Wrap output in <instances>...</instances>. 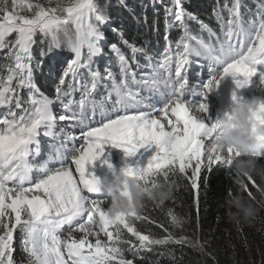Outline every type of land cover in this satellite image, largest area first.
<instances>
[{"label": "snow or ice", "instance_id": "6c2138e0", "mask_svg": "<svg viewBox=\"0 0 264 264\" xmlns=\"http://www.w3.org/2000/svg\"><path fill=\"white\" fill-rule=\"evenodd\" d=\"M172 5L165 9V31L175 25L184 30L175 44V58L170 42L160 61L152 63V57L145 55L151 72L138 80L136 73L131 71L129 60L113 44L111 48L118 57L122 80L118 83L109 71V96L104 102L96 103L89 97L97 88L100 73L89 69L90 80L83 85L78 81L80 69L88 67L82 63L84 49L87 48L89 62L103 52L100 41L104 36L98 25L108 23V17L99 10L97 0H55L54 6L52 0H48V6L39 0H0V50L11 46L9 56L13 59L7 76L0 77V107L7 108L0 118V264H16L13 239L17 230L21 233V248L27 255L28 264H134L141 249L151 251L156 245L188 242L183 236L175 238L172 233L164 238L142 233L136 221L155 223L143 214L121 215L113 219L107 213L104 201L98 198L99 193L93 188L95 175L90 178L88 175V166L101 160L107 145L122 149L129 158L137 157L142 149L147 151L156 146L157 151L146 166L141 167L138 162L135 167L128 165L126 169L149 187L160 179L183 176L196 190L197 209L202 170L210 174L214 168L220 167L229 175L234 174L232 167L234 161L241 158L239 152L228 149L223 153L214 146V133L223 121L231 118V113L225 114L222 120L208 123L210 118L206 113L209 106L203 102L197 105V110L204 115H194L189 106L191 102L185 99L195 92L194 86L189 84L186 68L193 56H204L210 61L208 71L211 76L205 85L207 92L217 88L229 75L243 77L236 81L239 89L251 85L257 76L255 66L264 64V4L259 6L258 19L245 28L241 0H233L225 38L216 46L202 39L191 44L189 41L194 38L189 35L186 19L195 17L185 12L181 0H172ZM25 12L31 15L23 14ZM217 18L220 19L219 13ZM144 20L146 22L147 17ZM69 25L76 34L75 40L68 44L74 58L63 69L55 86V99H52L34 83L30 63L32 48L39 35L41 42L46 43L41 55L55 54L62 47L61 33L68 36ZM201 27L213 35L207 25L201 24ZM13 33L16 34L15 40L9 41ZM123 43L130 47L133 60L143 52L128 45L127 40ZM137 67L141 65L137 63ZM69 77L72 82L65 89ZM129 77L131 85L155 93L158 96L156 102H146L138 91H133ZM260 79L264 83V74ZM79 87L84 89L80 100L70 98L65 103L64 97H70ZM22 88L29 90L27 101H22L18 95ZM113 95L115 98L109 107L107 101ZM232 99L237 105L246 103L235 92ZM57 102L68 115L57 118L53 112V105ZM253 114V131L264 129V101L253 103ZM97 115L101 118L100 124L94 126L90 120ZM58 119L82 127L81 143L57 149L56 159L60 167L49 168L45 162L38 169L40 175L34 179V165L29 162V157L39 155V137L53 135ZM68 139L75 138L69 136ZM258 139L264 141V135ZM52 159L50 156L49 161ZM103 163L112 167L108 160ZM245 179L264 194V188L257 185L253 177ZM244 190L250 199L256 200L247 183ZM85 193L94 194L96 198ZM167 215L173 226H181L182 220L172 210ZM66 225L70 232L67 237H62L61 231ZM125 230L138 244L125 238ZM72 231L83 235L75 238ZM101 234L106 240L100 238ZM89 237H95L94 241ZM126 252H130L133 258H127Z\"/></svg>", "mask_w": 264, "mask_h": 264}, {"label": "trees", "instance_id": "16d2710c", "mask_svg": "<svg viewBox=\"0 0 264 264\" xmlns=\"http://www.w3.org/2000/svg\"><path fill=\"white\" fill-rule=\"evenodd\" d=\"M39 2L48 6V0ZM232 2L233 0H181L185 12L195 17L186 19L189 35L194 38L192 40L202 39L213 46L223 41ZM97 3L99 10L108 17V23L98 25L99 31L126 56L130 66L133 64L132 52L123 40H127L128 45L154 54L166 42L165 37L175 41L184 34V30L178 25L165 31V9L173 7L172 0H97ZM261 4H264V0H241L242 23L245 28L249 27L251 21L258 19ZM52 5H55V0H52ZM217 13L220 19L217 18ZM23 14L31 15L27 12ZM93 23H96L95 20ZM201 24L207 25L213 35L202 29ZM114 28L117 31L114 32ZM15 35L13 33L8 38L9 41H14ZM75 38V30L69 27L67 37L61 33L62 47L55 54L42 56L41 50L46 49V43L41 42L39 35L36 37L37 43L33 45V58L30 61L34 83L49 98L55 99V86L58 82L55 77L47 75L46 66L54 62L56 56L65 53L69 48V41ZM10 50L11 46L0 50V77H6L9 67L13 66ZM70 56L74 58L73 53ZM257 94L264 101V91H257ZM18 95L22 101H27L29 90L19 89ZM22 107H27V104H22ZM258 159L264 164V155ZM174 178L177 180V187L173 197L161 206L148 202L142 213L155 223L136 221L135 224L142 233H151L155 238H164L172 233L175 238L183 236L188 242L156 245L152 246L151 251L141 249L134 264H264V204L257 203L264 198L256 187L245 179L248 190L256 197V200H252L245 190L241 191L235 182V175H229L226 169L217 167L210 174L202 170L197 209L196 190L190 186V181L183 176ZM253 179L264 188V182L258 176ZM236 197L257 207L258 214L254 219L246 220L243 211L231 203ZM169 210L182 220L180 227L171 224V218L167 215ZM125 238L138 244L126 230ZM20 240L21 233L17 230L13 239L14 259L16 264H28ZM125 255L129 259L133 258L130 252Z\"/></svg>", "mask_w": 264, "mask_h": 264}, {"label": "clouds", "instance_id": "9594fccd", "mask_svg": "<svg viewBox=\"0 0 264 264\" xmlns=\"http://www.w3.org/2000/svg\"><path fill=\"white\" fill-rule=\"evenodd\" d=\"M258 101L261 100L237 105L231 118L223 121L218 126L217 133H214V146L219 152L226 153L228 149H232L240 154L241 158L234 161L232 172L241 191L244 190L247 177L258 176L264 182V164L258 159L264 154V141L258 139L264 135V129L253 131V103ZM176 187L177 180L174 176L160 179L149 187L138 176L129 173L126 167L113 178L95 176L93 179L94 191L99 194L106 192L110 198L111 203L106 211L113 219L121 215L142 214L148 202L155 206L163 205L173 197ZM261 197L264 198V194ZM231 203L243 211L246 220L254 219L258 214L257 207L251 202L245 203L241 197L234 198ZM257 203L264 204V199Z\"/></svg>", "mask_w": 264, "mask_h": 264}, {"label": "rangeland", "instance_id": "374dc122", "mask_svg": "<svg viewBox=\"0 0 264 264\" xmlns=\"http://www.w3.org/2000/svg\"><path fill=\"white\" fill-rule=\"evenodd\" d=\"M27 13L30 14V12H27ZM69 27L72 28L73 26L69 25ZM75 37H76V34H75ZM111 44L112 43L110 42H106L103 44V46L109 47V45ZM69 52L71 51L69 50V48H67V51L65 53H62L61 55L56 56V58L54 59V62L46 66L47 75L55 77L57 82H59V78L63 73V69L67 67L69 60L66 59V56L68 55ZM107 57L109 56L100 54L98 63L101 64L104 61V66H106ZM255 68L257 70V76L253 78V83L244 89L237 88V84H236L237 80L243 79L242 76L233 77L229 75V76L224 77L220 81L219 86L215 88L214 90H212L211 92H207L206 88L204 87V83H206V80L210 78L209 75H205L202 81H197L195 83L197 89L204 90L203 94L207 92L206 100L202 99L201 96H199L200 98L198 97L200 99V102H206L209 106L208 111L206 113L207 117L217 120L218 117L220 116H225V114L232 113L234 108L237 106V104L232 99L234 92L237 94L238 97H241L244 102L250 103L254 100H257L256 94H255L256 89L258 93H261L264 91V83H261V79H260L261 74H264V66L256 65ZM222 86L225 88V90H228V91H224ZM197 105H198L197 102L195 103L194 101H191L189 105L192 107V112L196 110L193 114L197 116L204 115L197 110ZM61 109H63L61 105H58V107H56L53 110L57 118H59L60 115H65V112L61 111ZM57 121H60V120H57ZM64 131L67 135L71 137L75 136V138L77 139L78 145L81 143V140L78 139L80 135H78L75 132H71L68 129H65ZM46 145L48 144L46 143ZM72 146H70V148ZM155 151H157V148L156 146H153L151 149H148L147 151L142 149L141 152L137 155V157L129 158V157H126L122 149L115 148L113 146H111L110 148L109 145H107L105 147V153L101 157L100 161L103 162L104 160H108L111 163V165H115L116 163H121V166H124V165L125 166L126 165L135 166L137 160H139L140 158L141 161H144L147 165L148 159H150L151 155L154 154ZM125 158H128V159L126 160ZM58 167H52V168L54 169ZM105 167L108 169L109 168L108 164H105ZM39 168H40L39 166L36 167L37 170L34 168V176H35L34 179L40 175L38 171ZM99 168L100 167L98 165H91L89 167L90 170H95ZM110 203L111 201L110 202L104 201L103 207L105 210L110 206ZM64 232L66 233L63 234L62 237H67L70 232V229L68 226H65V228L61 231V234ZM71 235L74 236L75 238H80L83 234L77 231H72ZM100 238L102 240H106V237H104L103 234H101ZM89 239H92L94 241L95 237H89Z\"/></svg>", "mask_w": 264, "mask_h": 264}, {"label": "bare ground", "instance_id": "6f19581e", "mask_svg": "<svg viewBox=\"0 0 264 264\" xmlns=\"http://www.w3.org/2000/svg\"><path fill=\"white\" fill-rule=\"evenodd\" d=\"M65 111V109H63V112ZM196 110H194L192 113H194ZM195 115V114H194ZM59 120V119H58ZM163 122V121H162ZM56 162H58V160L56 159ZM73 168H74V165H73ZM78 175V173H76ZM89 175V174H88ZM89 178H90V175H89Z\"/></svg>", "mask_w": 264, "mask_h": 264}]
</instances>
